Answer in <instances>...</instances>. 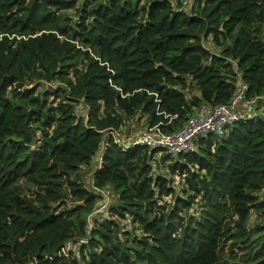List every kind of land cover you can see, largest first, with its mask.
I'll list each match as a JSON object with an SVG mask.
<instances>
[{
  "label": "trees",
  "instance_id": "obj_1",
  "mask_svg": "<svg viewBox=\"0 0 264 264\" xmlns=\"http://www.w3.org/2000/svg\"><path fill=\"white\" fill-rule=\"evenodd\" d=\"M241 85L264 95V0H0V264H264V101L185 155L110 133Z\"/></svg>",
  "mask_w": 264,
  "mask_h": 264
},
{
  "label": "built area",
  "instance_id": "obj_2",
  "mask_svg": "<svg viewBox=\"0 0 264 264\" xmlns=\"http://www.w3.org/2000/svg\"><path fill=\"white\" fill-rule=\"evenodd\" d=\"M246 90L247 86L241 85L227 104L203 106L178 130L165 132L158 124L145 128L128 139L114 131L110 133L124 151L144 145L151 149L165 150L175 156L193 153L197 151L200 139L208 138L209 135L222 138L234 124L249 121L257 115L255 110L260 102L258 100L264 101V95L246 99ZM240 106L246 111L243 112Z\"/></svg>",
  "mask_w": 264,
  "mask_h": 264
},
{
  "label": "rangeland",
  "instance_id": "obj_3",
  "mask_svg": "<svg viewBox=\"0 0 264 264\" xmlns=\"http://www.w3.org/2000/svg\"><path fill=\"white\" fill-rule=\"evenodd\" d=\"M185 5H186V8L187 9H190L192 8V6L195 4V0H183ZM192 91L195 92V89L192 88ZM263 106H264V103H263ZM262 105L260 106L263 107ZM245 109H243L244 111ZM81 116L82 117H86V110H82L81 111ZM142 130V129H141ZM141 130H138L136 133L134 134H126V139L132 137L133 135L139 133ZM203 139H207V138H203ZM178 177H176V179L179 181L181 179V177L179 175H176ZM175 177V176H174ZM90 177H87V179H89ZM260 196L261 197H264V190L260 193ZM108 199H106V201H108ZM104 206L101 205L99 206V211L103 210ZM107 215H111V212L110 211H106ZM251 224H256V225H261V226H264V214L263 215H258L257 213H254L252 215V218H251ZM262 233V232H261ZM260 234V233H258ZM263 234H264V231H263ZM228 251V250H227ZM245 257V254H244V250L243 249H240L237 247L234 246V252L233 254H231L230 252L227 253L226 257H225V261L223 262V264H247L245 263V261L243 260Z\"/></svg>",
  "mask_w": 264,
  "mask_h": 264
},
{
  "label": "crops",
  "instance_id": "obj_4",
  "mask_svg": "<svg viewBox=\"0 0 264 264\" xmlns=\"http://www.w3.org/2000/svg\"><path fill=\"white\" fill-rule=\"evenodd\" d=\"M262 106H263V103L261 104ZM260 105V106H261ZM259 106V107H260ZM240 108L242 109V106H240ZM243 110V109H242ZM246 110H244L243 112H245ZM259 113H262V115H264V106L263 107H261L259 110H257Z\"/></svg>",
  "mask_w": 264,
  "mask_h": 264
},
{
  "label": "bare ground",
  "instance_id": "obj_5",
  "mask_svg": "<svg viewBox=\"0 0 264 264\" xmlns=\"http://www.w3.org/2000/svg\"><path fill=\"white\" fill-rule=\"evenodd\" d=\"M258 101H262V99H260V100H258ZM258 110V109H257ZM256 111V110H255ZM254 112V111H253ZM192 118V117H191ZM211 135H209V137H210ZM69 247V246H68Z\"/></svg>",
  "mask_w": 264,
  "mask_h": 264
},
{
  "label": "water",
  "instance_id": "obj_6",
  "mask_svg": "<svg viewBox=\"0 0 264 264\" xmlns=\"http://www.w3.org/2000/svg\"><path fill=\"white\" fill-rule=\"evenodd\" d=\"M106 137H107V133H106V134H104V139H106Z\"/></svg>",
  "mask_w": 264,
  "mask_h": 264
},
{
  "label": "clouds",
  "instance_id": "obj_7",
  "mask_svg": "<svg viewBox=\"0 0 264 264\" xmlns=\"http://www.w3.org/2000/svg\"><path fill=\"white\" fill-rule=\"evenodd\" d=\"M257 109V108H256ZM257 114V113H256ZM69 245V247H71V244H68Z\"/></svg>",
  "mask_w": 264,
  "mask_h": 264
}]
</instances>
